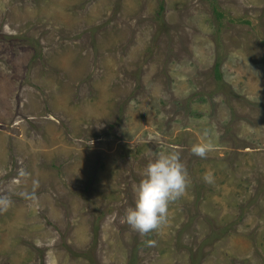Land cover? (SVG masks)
I'll list each match as a JSON object with an SVG mask.
<instances>
[{
    "label": "rangeland",
    "instance_id": "obj_1",
    "mask_svg": "<svg viewBox=\"0 0 264 264\" xmlns=\"http://www.w3.org/2000/svg\"><path fill=\"white\" fill-rule=\"evenodd\" d=\"M173 148L186 190L142 235ZM0 195V264H264V0H0Z\"/></svg>",
    "mask_w": 264,
    "mask_h": 264
},
{
    "label": "clouds",
    "instance_id": "obj_2",
    "mask_svg": "<svg viewBox=\"0 0 264 264\" xmlns=\"http://www.w3.org/2000/svg\"><path fill=\"white\" fill-rule=\"evenodd\" d=\"M202 135L203 142L193 144L190 151L203 158L213 145L206 129ZM187 177V168L178 150L157 152L135 186L134 206L125 211L124 221L142 235L166 223L169 203L184 194ZM203 178L211 182V171ZM25 196L35 198V193H25ZM11 203L8 195H0V212L6 211Z\"/></svg>",
    "mask_w": 264,
    "mask_h": 264
}]
</instances>
